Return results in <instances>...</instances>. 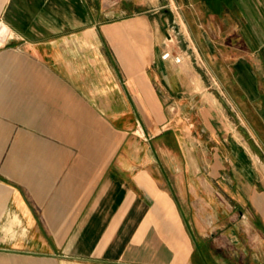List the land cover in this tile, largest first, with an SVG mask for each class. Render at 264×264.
I'll return each mask as SVG.
<instances>
[{
    "label": "crops",
    "instance_id": "0c3cea01",
    "mask_svg": "<svg viewBox=\"0 0 264 264\" xmlns=\"http://www.w3.org/2000/svg\"><path fill=\"white\" fill-rule=\"evenodd\" d=\"M166 1L0 0V264H264V0Z\"/></svg>",
    "mask_w": 264,
    "mask_h": 264
},
{
    "label": "rangeland",
    "instance_id": "374dc122",
    "mask_svg": "<svg viewBox=\"0 0 264 264\" xmlns=\"http://www.w3.org/2000/svg\"><path fill=\"white\" fill-rule=\"evenodd\" d=\"M158 6H159V10H160V12L161 11H163V10H168V12H169V10H170V8H172L173 10H174V12H175V7H174V5L171 3L170 5L168 4V2L166 1V0H158ZM175 16H176V19H174V22H175V20H177L178 22H179V19H178V15L175 13ZM170 19L169 20H167V28H170L171 26H170ZM172 25V24H171ZM172 27L173 28H175V27H177V25H175V23H173V25H172ZM178 28V27H177ZM173 37V40H174V42L176 41V38L174 37V36H172Z\"/></svg>",
    "mask_w": 264,
    "mask_h": 264
}]
</instances>
